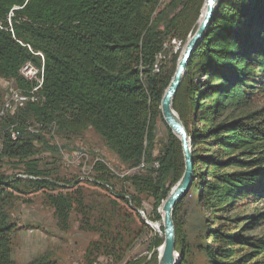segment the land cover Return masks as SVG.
Masks as SVG:
<instances>
[{
    "label": "trees",
    "instance_id": "obj_1",
    "mask_svg": "<svg viewBox=\"0 0 264 264\" xmlns=\"http://www.w3.org/2000/svg\"><path fill=\"white\" fill-rule=\"evenodd\" d=\"M202 1L0 0V77L28 89L20 67L27 61L41 66L37 52L44 66V101L29 102L6 119L16 124L15 140L4 126L0 129V166L11 161L34 177L0 173V264H17L12 239L18 228L9 208L33 192L44 195L61 230H69L75 212L80 229L97 236L85 250L84 264H96L102 256L114 264H158L163 238L157 233L149 260L128 256L149 229L138 212L145 199H152L147 219L160 220V207L184 171L180 141L169 128L166 143L153 152L157 122H163L160 102L177 57L169 71L154 72L153 66L165 38L184 41L194 32ZM261 100L264 0H219L172 100L191 141L190 190L210 217L198 246L203 264H264V210L246 215L241 227L242 221L231 216L239 203L264 201V105L246 110ZM34 125L55 128L67 138L91 128L127 170L142 162L144 168L116 177L97 161L92 181L106 191L109 185L113 199L95 216L85 202L84 182L62 185L40 166L36 142L42 137L26 132ZM183 198L173 211L179 264H186L189 251L177 222ZM255 229L258 235L245 234ZM25 264L59 263L44 253Z\"/></svg>",
    "mask_w": 264,
    "mask_h": 264
},
{
    "label": "rangeland",
    "instance_id": "obj_2",
    "mask_svg": "<svg viewBox=\"0 0 264 264\" xmlns=\"http://www.w3.org/2000/svg\"><path fill=\"white\" fill-rule=\"evenodd\" d=\"M169 1L161 0V5ZM204 7L205 1L203 0L199 7V16L194 24V31L198 26ZM191 35L189 34L184 41H181L177 50L171 45V38L173 37L165 38L163 47L164 58L157 62L160 71H169L171 69V61L175 56L178 62ZM177 40L180 39L177 38ZM13 87V80L0 77V102H2L5 93L9 92ZM263 105L264 100H261L246 110L251 111ZM30 128L27 129V133L38 134L42 137L41 142H36V147L39 150L36 158H39L40 166L49 171V177L66 186H71L77 181L84 182L83 193L85 202L96 210L95 216H100L103 211L105 212V208L107 206L110 207V200L113 198L109 192L110 189L106 191L105 187L92 181L96 176L93 171L94 164L97 161L104 164L116 177L127 174L129 170L118 160L102 137L91 128L69 138L59 134L55 128L41 130L37 125H34V127L30 126ZM167 128L164 122L158 120L153 151L155 155L159 153L167 141ZM21 168L15 167L11 161H3L0 166V173L13 177L21 172ZM116 184L119 185V182H116ZM142 210L144 215L141 217L148 225L147 221L149 219L147 218L152 212V199H145ZM263 210L264 201L250 205L239 203L231 213V216L238 217V221H242L238 223V227H241L243 222H245L244 217L246 215L255 214ZM9 211L12 222L18 228L12 239V258L17 264H25L44 253H48L59 264H84L85 250L89 242L97 238L95 234L80 229V216L75 212L71 216L69 230H61L57 226L53 209L40 192L21 195L19 199L12 201ZM209 219L208 213L203 212L196 203L195 191L189 190L177 209V222L185 238L187 250H189L186 254V264H203L202 255L198 253V246L203 244V225ZM148 227L149 229L135 241L133 248L128 252L129 257L150 259L151 251L149 246L153 236L156 234L149 225ZM259 232L258 229H255L246 231L245 234L258 235ZM96 264L114 263L112 259L102 256Z\"/></svg>",
    "mask_w": 264,
    "mask_h": 264
},
{
    "label": "water",
    "instance_id": "obj_3",
    "mask_svg": "<svg viewBox=\"0 0 264 264\" xmlns=\"http://www.w3.org/2000/svg\"><path fill=\"white\" fill-rule=\"evenodd\" d=\"M204 1L206 5L205 13L201 21L198 23L196 30L187 41L184 50L177 62L172 79L168 87L165 89L160 102V110L163 122L180 141L184 161V171L179 181L174 185L161 205V209L164 213V236L163 243L161 245L162 252L158 256V264H178L179 262L180 256L175 248L173 211L176 204L188 193L194 180V162L191 152V141L179 116L172 108V100L185 74L186 67L192 52L206 33L210 20L214 14V10L219 2V0Z\"/></svg>",
    "mask_w": 264,
    "mask_h": 264
},
{
    "label": "built area",
    "instance_id": "obj_4",
    "mask_svg": "<svg viewBox=\"0 0 264 264\" xmlns=\"http://www.w3.org/2000/svg\"><path fill=\"white\" fill-rule=\"evenodd\" d=\"M11 15V14H10ZM0 28H2V22L0 20ZM11 31V30H10ZM181 44V40H177V38H171V45L175 47L177 50ZM41 59L42 64L41 66L35 65L31 61H27L24 63L20 69L19 74L28 82H30V88L28 89H19L15 85L13 88L9 90V92L5 93L3 100L0 104V127L4 126V131H6L9 137L15 140L19 132L16 129V124L13 123H6V119L8 117L13 116L19 109L23 108L27 103H42L44 101L43 96L40 94V87L43 83V76H44V66H43V55L40 52H37ZM164 58L163 50L162 52L158 53L155 57V63L153 66L154 72L159 71V67L157 65L158 60ZM28 129H31L28 127ZM154 168H158V163L154 162L152 164ZM144 168V163L142 162L137 168L129 170L127 174H131L136 172L137 170H142ZM16 177L21 178H33L32 176L25 175L21 172L15 175ZM108 189H111L109 185L106 184ZM138 212L140 215H144L142 209H139Z\"/></svg>",
    "mask_w": 264,
    "mask_h": 264
},
{
    "label": "bare ground",
    "instance_id": "obj_5",
    "mask_svg": "<svg viewBox=\"0 0 264 264\" xmlns=\"http://www.w3.org/2000/svg\"><path fill=\"white\" fill-rule=\"evenodd\" d=\"M205 10H206V5H205V7L202 9V14H201V17H200V19H199V22L201 21V19H202V17H203V15H204V13H205ZM160 213H161V218H160V220H158V221H153V220H148L147 221V223H148V225L152 228V230L155 232V233H157V235L159 236V237H162L163 238V236H164V232L162 231V226H163V211H162V209H161V207H160ZM157 251H158V256L161 254V252H162V247L161 246H159L158 248H157Z\"/></svg>",
    "mask_w": 264,
    "mask_h": 264
}]
</instances>
